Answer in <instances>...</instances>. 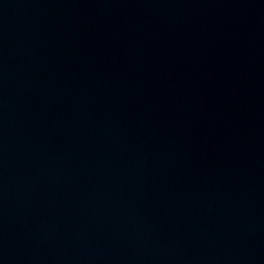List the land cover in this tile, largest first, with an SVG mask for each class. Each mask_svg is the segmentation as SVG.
Wrapping results in <instances>:
<instances>
[{"label":"water","instance_id":"95a60500","mask_svg":"<svg viewBox=\"0 0 264 264\" xmlns=\"http://www.w3.org/2000/svg\"><path fill=\"white\" fill-rule=\"evenodd\" d=\"M0 264H264V0H0Z\"/></svg>","mask_w":264,"mask_h":264}]
</instances>
